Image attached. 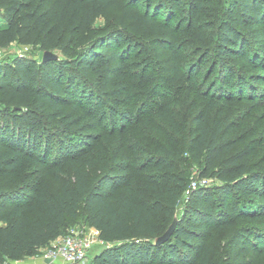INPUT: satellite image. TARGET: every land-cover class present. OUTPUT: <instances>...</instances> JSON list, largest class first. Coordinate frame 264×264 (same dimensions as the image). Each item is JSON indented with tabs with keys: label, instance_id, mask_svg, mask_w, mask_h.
I'll list each match as a JSON object with an SVG mask.
<instances>
[{
	"label": "trees",
	"instance_id": "obj_1",
	"mask_svg": "<svg viewBox=\"0 0 264 264\" xmlns=\"http://www.w3.org/2000/svg\"><path fill=\"white\" fill-rule=\"evenodd\" d=\"M210 6L214 21L203 34L194 20ZM113 12L118 27L100 34L95 21ZM158 42L167 47L166 77L148 60L135 68L139 59L130 56L132 44L149 51ZM11 43L58 54L0 61V264L41 255L80 220L107 243L87 264H264V226L248 221L264 216V141L234 149L246 138L229 135L237 101L264 97V0H0V48ZM191 46L197 59L183 67ZM214 69L213 83L198 87L196 77ZM94 73L111 94L135 96L139 111L94 101ZM171 83L194 94L189 111L203 101L182 126L163 89ZM149 121L165 134L143 131ZM129 148L146 155L133 162L123 153ZM178 159L216 182L189 189L190 171ZM188 189L171 235L154 243ZM248 246H263L260 263L245 256Z\"/></svg>",
	"mask_w": 264,
	"mask_h": 264
},
{
	"label": "rangeland",
	"instance_id": "obj_2",
	"mask_svg": "<svg viewBox=\"0 0 264 264\" xmlns=\"http://www.w3.org/2000/svg\"><path fill=\"white\" fill-rule=\"evenodd\" d=\"M210 10H213V8L207 7L204 8L202 12H200L194 20L195 23V29H197L198 31H201V33L205 34L207 31H209L211 25L210 22L214 21L212 15L210 14ZM184 17V15L182 16V18ZM118 20H119V14H117V12H113L108 14L106 17H99L95 23H94V28H98L100 31V34L105 32L108 29L111 28H117L118 27ZM185 23V20H183ZM249 27H253L252 25ZM250 36V34H249ZM121 41L120 44H123L124 40L123 38H119ZM181 39V38H179ZM253 41V40H252ZM184 47V46H181ZM166 48L164 44H161L160 42H158V44L150 47L147 50H143L141 51V48L137 49V47L132 44L130 47V56L134 59H139V62L137 64L134 65L135 68L139 69V66L142 63H145L146 60L149 61L148 65L150 66L151 72L155 75H157L158 73V77H160V74L163 75V77H166L169 73V60H168V55L166 53ZM202 49L198 50L197 53H200ZM195 48H193V46H191L190 50H184L182 56L179 58L181 65L183 67H185V64L191 62V61H195V59H197V55L195 52ZM42 52L43 50H41L38 46H30V45H22V44H18V43H11L6 47H2L0 48V61H4V60H8L11 57H13L14 55H19V56H26L30 59H32L35 62H39L41 57H42ZM55 53L58 54V51H54ZM134 52V53H133ZM247 53H249L248 50H246ZM104 57L106 58V64H109V55L104 52ZM146 55L145 58H143ZM214 52L210 51L209 56L206 58L203 66L200 68V73H203L206 69V67L208 66L209 62H212L213 60H211V58L214 56ZM60 57H65L62 54H59ZM236 56H233L231 59L232 61H237V59L235 58ZM72 58L71 57H66L64 59H62L63 62H65V68L67 70L73 69L74 67V63H72ZM210 66V65H209ZM243 72H248L251 73L255 70H251L247 67H243L242 68ZM216 73V69L213 70V72L211 73V75L206 78V74H204V76L201 77H196V85L202 86V87H209L212 83H213V75ZM93 80H94V89H95V94H94V101H96L97 99L99 101H101V103L103 101H108L110 105H113V102L116 103L119 107H125V109H128V113H130V111H134V112H138L139 108H137L136 106V102H135V96H131L129 94V97L126 98H120L123 97L121 94H119L118 96H116L115 94H111L109 91L110 87H112V85H108L105 83V80L103 77L101 76H96V73L93 74ZM262 82H258L257 85H259L260 87H262ZM164 87H168V92L167 95H173L175 102H173V107H174V111L176 112V116L178 118V121L180 122L181 126L184 125V123L186 124L188 118L191 117V115L197 110L198 107H200V105L203 103V101L198 100L197 101V106L195 108L192 109V111L188 110V106L190 104V102L192 100H194V94L192 92H190L187 89H181L175 85L171 84H165L163 86ZM162 88V87H161ZM260 90V89H259ZM130 96L132 97V99H130ZM115 99H119V101H116ZM142 99V98H141ZM127 103V104H126ZM104 105V104H103ZM128 105L129 108H126ZM105 106V105H104ZM106 110V109H105ZM104 110V111H105ZM214 108L209 109L208 114L209 116H211L213 114ZM232 111V115H233V121L236 123V128L234 130H232L229 135H241V137L246 138L244 141L237 143L234 146V149L242 146L244 143H246L249 139H251L252 137H256L259 140L264 141V97H258V98H243L240 101H237V104L234 105L231 108ZM154 119V118H152ZM133 121V118L131 119ZM142 122H138V125H141ZM152 125H156V123L151 124V122L149 121L148 124H145L142 128L143 131H145L147 134H149L150 136L152 135H156L157 137H162L163 134H165V126L160 122L159 126H157L156 128L158 129V134L156 133L155 128ZM90 129H87L86 132L90 133ZM138 145L140 147L143 146H147L144 142L140 141L138 142ZM125 157H130L133 156L135 157V160L133 162H137L141 159L144 158V156L146 155V152L140 149H136V148H129V149H125L123 151ZM258 154L259 155H264V145L258 149ZM182 156L187 157L186 153H182ZM177 163L179 166L182 167H186L188 168V170L190 171V179H198L196 177H199V170L197 167V164L188 160V161H184V160H177ZM153 173V172H152ZM206 182L207 184L204 183V185L201 186H208V185H213V183H215L216 181L211 178V177H206ZM188 193L183 192L181 199L179 201V204L177 205L176 209H175V213L174 215H176V217H180L183 213H184V205L186 204L187 200H188ZM215 194L214 193L212 195V199L213 201L215 200ZM258 198V196H255ZM241 222H245L244 219L240 220ZM249 222H256L262 226H264V216H262L261 218H256V217H252L248 220ZM82 226V222L77 221L75 224L69 225V229L73 228V227H80ZM262 232H264V227ZM107 244V243H106ZM95 245L90 249V253H89V258L94 255L96 252H98L104 245ZM263 246L258 247L257 249H254L250 246L247 247L246 251H245V256L247 258H249L252 262L254 263H260L261 259L263 257V252L261 251ZM43 251H46V249H43Z\"/></svg>",
	"mask_w": 264,
	"mask_h": 264
},
{
	"label": "built area",
	"instance_id": "obj_3",
	"mask_svg": "<svg viewBox=\"0 0 264 264\" xmlns=\"http://www.w3.org/2000/svg\"><path fill=\"white\" fill-rule=\"evenodd\" d=\"M196 178L198 179L190 180L189 189L200 184H207L206 177ZM189 189L185 192L188 193ZM103 244L106 242L98 236V230L95 227H73L51 245L50 249L46 250V257L52 258L59 255L61 257L60 264H87L90 249L95 245Z\"/></svg>",
	"mask_w": 264,
	"mask_h": 264
},
{
	"label": "crops",
	"instance_id": "obj_4",
	"mask_svg": "<svg viewBox=\"0 0 264 264\" xmlns=\"http://www.w3.org/2000/svg\"><path fill=\"white\" fill-rule=\"evenodd\" d=\"M62 235L56 237L54 240L51 241V245H53L55 242L59 240V238ZM50 247H43L42 248V254L41 255H33V256H27L19 259H12L7 260L6 264H60L61 263V257L59 255L49 258L46 257V251H43V249H50Z\"/></svg>",
	"mask_w": 264,
	"mask_h": 264
},
{
	"label": "water",
	"instance_id": "obj_5",
	"mask_svg": "<svg viewBox=\"0 0 264 264\" xmlns=\"http://www.w3.org/2000/svg\"><path fill=\"white\" fill-rule=\"evenodd\" d=\"M56 58H57L56 53H54L48 49L43 50L42 57H41L42 60L56 59ZM176 222H177V217H176V215H174L171 222L166 227V229L161 234L157 235L154 238V243H161V242L165 241L166 239H168L169 236L171 235L172 231L175 228Z\"/></svg>",
	"mask_w": 264,
	"mask_h": 264
}]
</instances>
